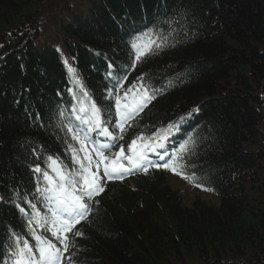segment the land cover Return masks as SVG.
<instances>
[{"label":"trees","instance_id":"1","mask_svg":"<svg viewBox=\"0 0 264 264\" xmlns=\"http://www.w3.org/2000/svg\"><path fill=\"white\" fill-rule=\"evenodd\" d=\"M178 12L175 47L133 69L132 37ZM65 59L114 133L113 77L121 95L142 74L163 89L116 146L185 117L168 150L195 138L187 179L217 200L186 206L165 169L108 182L63 264H264V0H0V264L12 231L29 236L17 204L43 209L34 166L53 155L71 169L67 144L79 147L56 127L81 95Z\"/></svg>","mask_w":264,"mask_h":264},{"label":"snow or ice","instance_id":"2","mask_svg":"<svg viewBox=\"0 0 264 264\" xmlns=\"http://www.w3.org/2000/svg\"><path fill=\"white\" fill-rule=\"evenodd\" d=\"M185 16L186 13L178 12L158 20L152 27L133 36L129 41L133 55L131 67L134 69L138 63L149 56L158 55L167 47H175V43H169V38L173 33L179 35V29L184 27L181 21L185 20ZM163 26H167V34ZM64 63L81 95L78 99L79 106L74 105L72 110L76 123L69 121L64 124L65 114L61 110L58 113L61 121L56 127L66 130V134H70L79 147L67 144L66 151L71 153V169L59 156L53 155L43 158L44 167L40 163L34 166L33 171L40 175L43 186L38 185L33 196L43 204L46 211L42 213L37 203L25 197V202L31 209V215L28 216L27 210L17 204L19 211L27 217L28 235L35 243H30L28 238L12 231L7 249L11 264H63L65 253L74 247L75 238L83 236L81 231L76 230V225L87 220L92 211V202H99L95 197L105 191L108 181L123 180L134 172L147 173L150 169H169L189 178L187 169L194 167L189 164L197 147L192 136L171 152L168 150L170 137L174 132L180 131L185 117L156 129L149 136L139 134L127 148L121 144L118 151H111L118 140L124 139L127 128L132 126L131 122L163 89L153 88L142 74L121 95L123 84L120 79L113 77L115 91L109 89L107 94L115 100L116 119L112 127L118 129V132L114 133L109 128V122L103 119L102 109L91 98L77 70L68 64L67 59ZM108 75L111 77L113 74L109 72ZM177 75L179 77L180 74ZM123 79L126 80L127 76ZM167 86L175 85L169 80ZM72 91L69 89V92ZM191 115L192 113H188V116ZM150 154L155 155L156 159L150 158ZM190 178L197 179L195 172ZM197 186L203 187V184ZM37 228L43 229V232H38Z\"/></svg>","mask_w":264,"mask_h":264},{"label":"rangeland","instance_id":"3","mask_svg":"<svg viewBox=\"0 0 264 264\" xmlns=\"http://www.w3.org/2000/svg\"><path fill=\"white\" fill-rule=\"evenodd\" d=\"M169 175L170 176L167 177V183L169 186L172 189L184 190L183 202L185 205H190L196 197L202 200H207L211 203H216V197L210 191L192 186L185 178L175 173H169Z\"/></svg>","mask_w":264,"mask_h":264}]
</instances>
